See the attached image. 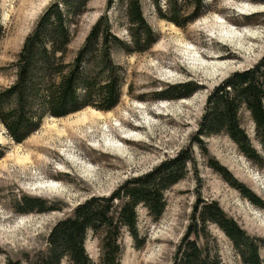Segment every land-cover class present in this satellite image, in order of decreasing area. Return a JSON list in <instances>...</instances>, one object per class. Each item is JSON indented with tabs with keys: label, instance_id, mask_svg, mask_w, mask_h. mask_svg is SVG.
I'll return each mask as SVG.
<instances>
[{
	"label": "rangeland",
	"instance_id": "rangeland-1",
	"mask_svg": "<svg viewBox=\"0 0 264 264\" xmlns=\"http://www.w3.org/2000/svg\"><path fill=\"white\" fill-rule=\"evenodd\" d=\"M106 1H88L69 45L72 54L103 13ZM139 1L157 41L144 52L114 53L125 75L116 106L107 111L88 106L61 117L46 115L20 143L0 122V264L8 258L29 264L46 249L52 225L79 202L91 195H108L126 178L149 171L188 145L192 161L184 177L165 192L160 218L154 220L139 206L137 240L123 231L120 263L171 264L198 198L216 201L248 235L264 240V207L244 197L209 162L214 159L223 165L264 203V156L252 122L244 117L260 162L247 158L225 135L205 136L201 146L194 142L208 93L229 74L251 67L264 55V0H203L199 16L183 26L159 16L157 5L165 9L167 0ZM193 1L177 0L180 14L190 15ZM50 2L0 0V87L14 80L9 65ZM108 18L112 32L128 39L120 4L108 9ZM227 31L235 35L233 42L224 40ZM187 80L199 85L190 96L158 98L161 88ZM119 144H123L120 151L112 147ZM21 194L56 201L62 207L18 213L15 199ZM208 231L210 236L198 243L207 241L212 251L216 247L220 264H244L216 224L209 223ZM85 248L98 264L99 239L92 231ZM259 254L264 264V244ZM61 264L70 262L64 258Z\"/></svg>",
	"mask_w": 264,
	"mask_h": 264
},
{
	"label": "trees",
	"instance_id": "trees-1",
	"mask_svg": "<svg viewBox=\"0 0 264 264\" xmlns=\"http://www.w3.org/2000/svg\"><path fill=\"white\" fill-rule=\"evenodd\" d=\"M88 1L52 0L9 65L15 77L9 85L0 87V122L16 143L36 131L46 115L61 117L88 106L103 111L112 109L120 100L125 78L114 53L144 52L157 41L139 0H107L103 13L72 54L69 45ZM116 3L123 9L126 40L112 32L108 18V9ZM157 7L161 18L183 26L199 16L203 0L193 1L190 15L180 14L177 0H167L165 9ZM198 88L190 80L176 82L161 88L158 98L180 99ZM244 117L252 122L264 156V55L251 67L229 74L208 93L194 142L201 146L205 136L225 135L247 158L260 162L261 155L244 127ZM191 161L188 145L149 171L126 178L108 195H91L79 202L52 225L46 249L28 260L29 264H61L64 258L70 264H94L85 248L89 231L99 239L98 264H121L123 231L134 240L138 237L137 208L142 206L154 220L160 218L166 207L165 192L184 177ZM209 162L244 197L264 207L260 197L227 168L214 159ZM61 207L56 201L29 194L15 199L18 213H40ZM209 223L226 234L244 264H263L259 247L264 240L248 235L216 201L200 198L193 205L190 222L176 245L171 264H220L216 247L212 251L207 241L198 243V239L210 236ZM21 263V259L12 258L5 262Z\"/></svg>",
	"mask_w": 264,
	"mask_h": 264
},
{
	"label": "bare ground",
	"instance_id": "bare-ground-1",
	"mask_svg": "<svg viewBox=\"0 0 264 264\" xmlns=\"http://www.w3.org/2000/svg\"><path fill=\"white\" fill-rule=\"evenodd\" d=\"M223 38H224V40H228L229 42H233V38H235V35H233V32H231V31H227V32H225ZM131 136H138V135H137V134H132ZM114 143H115V142H114ZM122 145H123V144H119V146H117V145H116V146L112 145V147H113L114 149L120 151L121 148H122ZM120 146H121V147H120Z\"/></svg>",
	"mask_w": 264,
	"mask_h": 264
}]
</instances>
